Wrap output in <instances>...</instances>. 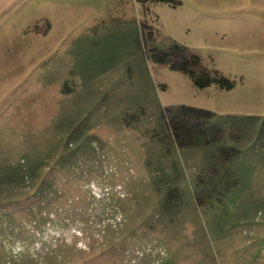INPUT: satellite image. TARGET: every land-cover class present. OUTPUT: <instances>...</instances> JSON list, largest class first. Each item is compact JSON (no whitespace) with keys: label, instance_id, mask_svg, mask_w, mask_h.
Wrapping results in <instances>:
<instances>
[{"label":"rangeland","instance_id":"rangeland-1","mask_svg":"<svg viewBox=\"0 0 264 264\" xmlns=\"http://www.w3.org/2000/svg\"><path fill=\"white\" fill-rule=\"evenodd\" d=\"M0 191V264H264V0H0Z\"/></svg>","mask_w":264,"mask_h":264},{"label":"trees","instance_id":"trees-1","mask_svg":"<svg viewBox=\"0 0 264 264\" xmlns=\"http://www.w3.org/2000/svg\"><path fill=\"white\" fill-rule=\"evenodd\" d=\"M171 1L172 0H138V2H141L143 6L147 2L170 3ZM142 33H143V39L145 45L147 44L148 41L153 40L154 33L151 30V27L147 24V22H145V20H143L142 22ZM149 52H150L149 56L154 62L162 65H167L172 70L180 71L182 73L187 74L193 80V82L200 87H207L210 85H216L221 89L232 87V82L226 76H224L217 70H211L207 67L201 66V58L197 54L191 53L184 45L180 43L174 41L166 50H160L156 47H153L149 50ZM179 113L183 114V116L187 118L185 120V124L189 128H193V129L196 127L200 128L201 126H203V124H205L204 118L210 115L209 110L200 107L185 105V104L180 106ZM190 117H194V119L191 120ZM43 162L41 161L26 162L23 158L20 159L17 162V164L9 166L8 168V169L12 168L11 171L12 175L10 178L8 177L9 183L16 182L17 185L22 184L24 187L26 185H32V186L36 185L37 190H39L40 194L44 193V188H43L44 186L43 184H45L43 181L44 176L41 173L42 170L41 163ZM214 165L218 166V164L217 165L214 164ZM51 167L52 168H49V170H51L49 172L50 174L53 172L56 166L53 165ZM213 171L215 172L216 170L215 169L210 170L209 174L214 173ZM46 182L48 183L49 181ZM180 184H182V180L181 183H179V185ZM50 187H54L53 184H50ZM1 193H3V191H0V194ZM161 209L162 207L160 208V211ZM163 209L165 210L164 206ZM167 209L169 210V206H167ZM161 223H163L162 228L164 229L166 223L162 221Z\"/></svg>","mask_w":264,"mask_h":264}]
</instances>
